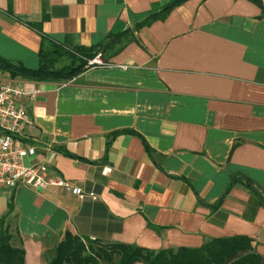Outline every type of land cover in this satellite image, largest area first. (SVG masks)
<instances>
[{"label": "crops", "instance_id": "crops-1", "mask_svg": "<svg viewBox=\"0 0 264 264\" xmlns=\"http://www.w3.org/2000/svg\"><path fill=\"white\" fill-rule=\"evenodd\" d=\"M167 1L0 0L13 62L38 65L29 24L64 48L106 46L105 65L68 81L18 78L33 93L21 138L33 162L94 194L0 186L25 264H47L66 231L151 250L245 235L264 258L259 196L242 182L224 194L240 174L264 197V0H186L134 29ZM127 29L130 41L108 42Z\"/></svg>", "mask_w": 264, "mask_h": 264}, {"label": "trees", "instance_id": "trees-1", "mask_svg": "<svg viewBox=\"0 0 264 264\" xmlns=\"http://www.w3.org/2000/svg\"><path fill=\"white\" fill-rule=\"evenodd\" d=\"M184 1L186 0H168L157 11L151 12L137 23L134 29L154 20L163 19L172 8ZM250 1L263 7L261 0ZM29 25L41 35L39 62L37 67L29 68L0 55V72H5L12 78L34 81H68L89 68L86 67V58L93 57L97 51L106 47L104 44H95L89 47L64 48L54 43H47L48 38L40 28L35 24ZM133 30L111 33L108 36V42L112 41L117 44L130 41L133 38ZM121 38H123L122 41ZM121 45L123 44H119V47L114 46L115 50H118ZM63 55H69L71 63L58 68L54 67L55 59ZM237 182L244 183L250 191L257 194L264 205V197L253 186V182L240 174L233 175L224 194ZM223 196L214 207L220 205ZM11 210L12 203L9 202L7 212L0 217V264H25V251L21 246L14 244L10 226L5 223ZM135 262L143 264H264V258L255 251L251 238L245 235L208 238L198 247L178 246L151 250L135 244L103 243L88 237L81 238L66 231L47 264H134Z\"/></svg>", "mask_w": 264, "mask_h": 264}, {"label": "built area", "instance_id": "built-area-1", "mask_svg": "<svg viewBox=\"0 0 264 264\" xmlns=\"http://www.w3.org/2000/svg\"><path fill=\"white\" fill-rule=\"evenodd\" d=\"M103 65L105 61L97 53L88 58L86 67ZM32 97L33 93L18 78L0 75V186L55 188L80 197H93L92 192H85L74 181L51 174L44 164L33 162L36 146L21 140L25 127L32 122L28 107Z\"/></svg>", "mask_w": 264, "mask_h": 264}, {"label": "rangeland", "instance_id": "rangeland-1", "mask_svg": "<svg viewBox=\"0 0 264 264\" xmlns=\"http://www.w3.org/2000/svg\"><path fill=\"white\" fill-rule=\"evenodd\" d=\"M97 53H100L101 57H102L101 51H97ZM87 60H88V58H86V64H87ZM102 60H103V57H102ZM71 61L72 60H71V57L69 55L60 56V57L55 59L54 67L58 68V67L66 66V65L70 64ZM3 73H5V72H3ZM5 223H6V220H5ZM10 226H12V224ZM10 233L13 235V237H15L13 228H10Z\"/></svg>", "mask_w": 264, "mask_h": 264}, {"label": "water", "instance_id": "water-1", "mask_svg": "<svg viewBox=\"0 0 264 264\" xmlns=\"http://www.w3.org/2000/svg\"><path fill=\"white\" fill-rule=\"evenodd\" d=\"M148 227H150V228H152V229H156L157 230V228H155L154 226H152L151 224H148Z\"/></svg>", "mask_w": 264, "mask_h": 264}]
</instances>
